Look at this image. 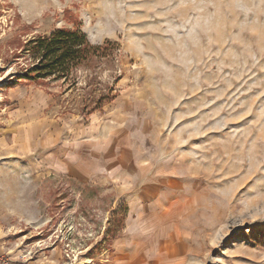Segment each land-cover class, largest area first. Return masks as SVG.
<instances>
[{
  "label": "rangeland",
  "instance_id": "obj_1",
  "mask_svg": "<svg viewBox=\"0 0 264 264\" xmlns=\"http://www.w3.org/2000/svg\"><path fill=\"white\" fill-rule=\"evenodd\" d=\"M75 19L102 56L27 77L23 43ZM0 98L1 247L34 264H119L122 242L125 264H264V0H0ZM77 129L113 143V181L41 167L32 141Z\"/></svg>",
  "mask_w": 264,
  "mask_h": 264
},
{
  "label": "crops",
  "instance_id": "obj_2",
  "mask_svg": "<svg viewBox=\"0 0 264 264\" xmlns=\"http://www.w3.org/2000/svg\"><path fill=\"white\" fill-rule=\"evenodd\" d=\"M16 150L11 151L20 154L26 152V144H32L30 138L26 140L23 125L17 127ZM90 131L77 129L73 131L70 139L63 145H58V138L55 134H49L42 141H32L35 143V150L41 162V167L45 171L62 176L71 183H93L111 182L118 175L115 167L119 160L113 162L111 156L114 150L113 143L104 137L90 135ZM120 246L116 252V260L119 264H125L127 246ZM132 256L131 261H140L143 257Z\"/></svg>",
  "mask_w": 264,
  "mask_h": 264
},
{
  "label": "trees",
  "instance_id": "obj_3",
  "mask_svg": "<svg viewBox=\"0 0 264 264\" xmlns=\"http://www.w3.org/2000/svg\"><path fill=\"white\" fill-rule=\"evenodd\" d=\"M102 50L103 46L90 43L75 19L72 28L54 29L49 35L33 36L23 43L22 53L36 60L24 74L32 80L53 76L67 81L77 67L101 57Z\"/></svg>",
  "mask_w": 264,
  "mask_h": 264
},
{
  "label": "built area",
  "instance_id": "obj_4",
  "mask_svg": "<svg viewBox=\"0 0 264 264\" xmlns=\"http://www.w3.org/2000/svg\"><path fill=\"white\" fill-rule=\"evenodd\" d=\"M30 251H12L0 246V264H34Z\"/></svg>",
  "mask_w": 264,
  "mask_h": 264
},
{
  "label": "bare ground",
  "instance_id": "obj_5",
  "mask_svg": "<svg viewBox=\"0 0 264 264\" xmlns=\"http://www.w3.org/2000/svg\"><path fill=\"white\" fill-rule=\"evenodd\" d=\"M2 99L0 98V101H1Z\"/></svg>",
  "mask_w": 264,
  "mask_h": 264
}]
</instances>
